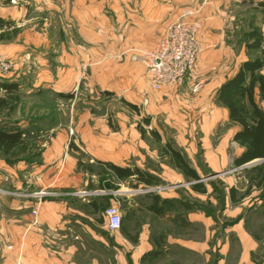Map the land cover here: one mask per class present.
I'll use <instances>...</instances> for the list:
<instances>
[{
	"label": "rangeland",
	"instance_id": "rangeland-1",
	"mask_svg": "<svg viewBox=\"0 0 264 264\" xmlns=\"http://www.w3.org/2000/svg\"><path fill=\"white\" fill-rule=\"evenodd\" d=\"M258 1L260 0H220L218 4L230 18L225 26V40L230 47V55L223 60L225 65L221 67L223 74L230 73L238 62L259 54L256 51L248 53L245 47L249 30L252 27L262 26ZM202 3L205 2L191 5L200 9ZM45 20L46 18H39L38 23L42 24ZM20 31V27H14L10 34L16 38ZM38 47L48 59L47 68L44 69H48L47 71L52 75L59 67L62 70L65 62L61 59V66L58 60L56 61L58 58L56 56L59 54L63 58L68 54L70 46ZM86 47H93V50L86 48L84 52L87 59L93 62L99 60L105 53L103 50L95 49L98 46ZM12 63L13 72L18 75L16 81L21 88V98L17 103V109L13 112H4L0 121L18 127L23 126L22 128L28 127L39 135L29 138L30 151L21 154L23 157L33 158V162L26 163L24 169L18 167L12 174L10 167H17L23 161L9 165L0 155V245L2 248L5 237L17 233V229L23 225L32 234H42L46 245L51 249L55 247L61 253H65L69 246L79 247L83 244L74 240L72 235L81 233L86 236L85 239L91 249L87 247L86 251L82 252V260L78 262L85 260L91 262L93 259L98 264H121V260L116 257L117 251L124 253V264H128L130 260L135 262L140 252L138 250L140 245L147 246L138 243L137 239L148 236L154 247L159 245L156 238H161V245L165 251L154 264H264V180L261 183V178L250 169L262 165L264 160L260 159L251 166L241 168L234 165L239 147L231 138L235 126L232 121L226 120L225 116L220 114L216 124L211 125L209 130L206 127L209 124H205L204 128V124H201L197 117L192 123H178L165 114L164 110L161 111L162 109H158L156 114H149L144 104L135 105L115 93L102 91L92 75V71L98 69L96 65L89 67L79 64L76 68L80 78L76 87L64 92L73 94V97H61L51 87L41 83L42 68H39L37 63L29 58L22 60L18 58V61ZM218 70H220L219 66ZM198 85L201 86V82L196 83L194 87ZM0 94L5 95V91H0ZM191 95H194L192 89ZM188 101L190 98L185 96L178 103L187 106ZM217 101L215 103L219 105ZM260 106L264 108V101H260ZM96 120L99 123L101 120L108 122L114 133H120V130L126 126L139 129L141 126L145 130L143 133L140 130L144 144L141 147L143 156L141 165L144 171L156 172V176L160 178L159 183L153 185H146L138 179L131 178L121 183L119 190H111L101 188L102 166L94 163L91 168L93 174L88 173V184L84 185L86 190L79 192L82 196L94 200L101 195H117L118 191H124L125 194H120L124 195V200H121L120 204L114 202L110 205L120 209L122 218L134 204L137 213L129 223L128 230L130 235L136 236L137 239H131L123 250H117L113 238L121 233L112 232L108 225L106 226L108 217L105 212L109 207L103 211L104 213L92 209L93 223L89 231H84L74 224L75 222L71 226L61 228H53L43 223L37 225V228L30 227V213L33 215V211L41 210L46 200L59 201L67 205L71 191L68 185L42 187L37 174L34 173L36 170L34 166L42 163L44 153L58 133H65L63 130H68L66 154L69 152L72 157L84 162V165L90 168L91 165L87 161L88 154L84 148L79 147L81 135L85 132L81 131V128ZM168 143L185 154L191 165L198 166L201 170V182L205 184L207 192L198 199L191 192L195 181H189L186 176L178 174L168 155L165 154L164 150ZM189 148H192L191 152H187ZM245 167H248L249 171L245 172L243 170ZM172 168L176 171L171 172ZM163 171H166V176ZM231 188L237 191V203H234L230 197ZM176 193L193 205L195 212L187 219L188 222L184 221V213L181 221L180 215L176 212L169 213L166 217L154 216L148 212L150 196L153 197L155 194L169 196ZM38 194L42 195L38 196ZM136 194H140L141 198L135 204L133 197ZM77 206L80 207L81 204ZM103 214L106 216L105 219ZM102 218L103 221H100ZM94 236H103L107 244L104 239L101 241ZM175 239L188 241V244L178 243Z\"/></svg>",
	"mask_w": 264,
	"mask_h": 264
},
{
	"label": "crops",
	"instance_id": "crops-1",
	"mask_svg": "<svg viewBox=\"0 0 264 264\" xmlns=\"http://www.w3.org/2000/svg\"><path fill=\"white\" fill-rule=\"evenodd\" d=\"M196 2L205 3L197 9L191 5ZM219 2L220 0H0V18L5 21V24L0 26V55L11 62L18 61V58L20 60L29 58L37 63V66L42 68L41 83L51 87L57 93L69 92L76 87L80 78L77 70L79 64L89 67L96 65L98 69L93 70L92 75L102 91L115 93L135 105L144 104L149 114H156L158 109H162L161 111L164 110L165 114L178 123H192L197 117L199 122L204 124V128L205 124H209L206 127L210 130L209 127L216 124L220 114L231 121L229 110L218 100V90L223 83L234 76L241 63V61L238 62L230 73H222L221 67L225 66L223 60L230 55V47L225 40V26L230 18L220 9ZM189 10H194V14L187 19L197 20L202 24L198 35L201 52L196 67L192 75L183 83L169 85L161 91L154 90L146 75L145 65L140 61H133L132 55L138 51L153 49L167 26L179 19L183 12ZM39 18H46V20L39 24ZM14 27L21 28L16 38L10 34ZM38 46H70L68 54L63 56L64 59L59 54L56 56L58 64H61L62 60L66 63L64 66L61 64L62 70L59 67L52 75L50 71H47L48 69H44L48 59ZM86 46H98L95 49L103 50L105 53L99 60L93 62L87 59L84 53L87 49L93 50V47ZM13 67L7 73L0 69V82L6 80L18 82L16 81L18 75L14 74ZM198 82H201V86L196 91L193 87ZM191 89L194 95H191ZM185 96L190 98L187 106L178 103ZM216 100L219 105L215 103ZM234 125L231 138L239 147V153L236 156L239 157L243 148L234 141V135L240 126L237 123ZM84 126L81 128V131L85 132L81 135L79 147L84 148L88 154L87 161L91 165L90 168H87L84 162H79L77 158L72 157L69 152L66 154L68 130H63L65 133H58L44 153L42 163L34 166L36 168L34 173L37 174L42 187L68 185L72 191H70L67 205L49 200L42 204L36 217L38 226L43 223L53 228H61L71 226L75 222L74 224L84 231L92 229V198H86L79 192L86 190L84 185L88 184V173L93 174L91 167L94 163L100 165L99 162H111L123 168L138 167L143 170L141 147L144 144L139 128L126 126L120 130V133H114L108 122L102 120L100 123L96 120ZM191 151L192 148L187 150V152ZM222 156L225 157L223 154ZM25 164L21 162L17 167L11 166V173L14 174L18 167L24 169ZM191 167L201 175L198 166L191 165ZM176 169L178 174L185 176L178 168ZM176 169L172 168L170 171L173 172ZM163 173L167 175L166 171ZM131 178L137 179V176L133 175L118 181L117 190L120 189L121 183ZM132 188L135 187L132 186ZM191 192L197 199L204 194L193 189ZM120 194L125 192L118 191L117 195H106L110 197L111 204L114 202L120 204L121 200H124V195ZM156 196H159L158 201ZM140 198V194H136L133 197L134 203L139 202ZM167 200L171 204L167 206L164 213H158L157 208H160L163 201ZM77 204L81 206L78 207ZM188 204L189 201L184 200L178 193L169 196L155 194L148 198L147 210L159 217H166L169 213L176 212L180 215L181 221H183L184 213V221L188 222L187 219L195 212L193 208L188 207ZM129 213H131V219L123 221L125 228L127 225V234H124L121 229L114 231L121 233L113 237L117 250H123L125 244L131 239H137L136 236H131L128 230L129 223L133 221L137 213L134 204L124 218ZM29 216L30 227L37 228L38 226L33 224V215L30 213ZM96 237L101 241L104 239L103 236ZM96 237L94 236L95 239ZM72 238L83 244L79 242V247L69 246L65 253H61L55 247L51 249L47 246L42 234H32L21 225L17 233L5 237L4 248L0 245V264H98L93 259L91 262L86 260L78 262L82 260V252L86 251L87 247L90 248V245L85 239L86 236L81 233L72 235ZM137 240L138 243L147 244V246L140 245L138 249L140 252L135 262L130 260L128 264H144L142 257L151 251L159 250L161 253L154 261L147 260L145 264H154L163 256L165 251L161 245V238H156L159 244L156 247L148 236H141ZM175 241L188 244V241L182 239H175ZM117 252V259L124 264V253Z\"/></svg>",
	"mask_w": 264,
	"mask_h": 264
},
{
	"label": "trees",
	"instance_id": "trees-1",
	"mask_svg": "<svg viewBox=\"0 0 264 264\" xmlns=\"http://www.w3.org/2000/svg\"><path fill=\"white\" fill-rule=\"evenodd\" d=\"M257 6L261 10L262 26L252 27L249 30L245 47L248 53L256 51L259 54L241 62L234 76L223 83L218 90V100L229 110L230 120L240 126L234 135V141L243 148L242 154L234 159V165L237 168L244 167L255 159L264 160V110L260 106V101H264V0L258 1ZM4 24L5 21L0 18V26ZM0 89L5 91V95H0L1 118L4 112H13L17 109V103L21 98V88L18 82L6 80L0 82ZM59 96L72 98L73 94L59 93ZM147 122L149 123V120ZM140 130L142 133L145 132L141 126ZM37 135L39 133L35 134V131L33 132L28 127L22 128L0 121V155L9 165H14L19 161L32 163L33 158H26L21 154L30 151L29 138H34ZM164 151L174 167L178 168L189 181H195L192 185L193 190L207 192L205 184L201 182L202 176L191 167L185 154L170 143L166 144ZM99 164L102 166L100 173L103 175L102 189L117 190L118 181L133 175H136L137 179L146 185H153L160 181V178L155 174L138 167L123 168L111 162H99ZM250 169L256 172V176L260 177L261 183H263L264 162L262 165L253 166ZM243 170L247 172L249 168L245 167ZM230 197L234 203L238 202L235 188L230 189ZM158 200L159 196H156V201ZM163 202L162 206L157 208V212L160 214L164 213L167 206L171 204L168 200ZM110 205V197L107 195L91 200V206L95 212L104 211ZM188 207L191 209L193 205L189 202ZM131 217V213H129L126 218H122L121 231L124 234H127V225L125 228L123 221H129ZM100 221H103V218ZM160 253L159 250L148 252L142 257V262L145 264L147 260L154 261Z\"/></svg>",
	"mask_w": 264,
	"mask_h": 264
},
{
	"label": "built area",
	"instance_id": "built-area-1",
	"mask_svg": "<svg viewBox=\"0 0 264 264\" xmlns=\"http://www.w3.org/2000/svg\"><path fill=\"white\" fill-rule=\"evenodd\" d=\"M194 14V10L183 12L181 17L169 24L157 43L147 51L136 52L132 55L133 61H140L146 67V74L150 86L161 91L169 85H178L184 82L188 75L194 71L201 45L198 41L201 22L187 19ZM12 62L0 55V69L7 73L12 70ZM196 86L195 90H199ZM42 194H38L41 196ZM38 211H33L34 225H38ZM108 228L110 231H118L122 226V215L117 206L107 209Z\"/></svg>",
	"mask_w": 264,
	"mask_h": 264
},
{
	"label": "water",
	"instance_id": "water-1",
	"mask_svg": "<svg viewBox=\"0 0 264 264\" xmlns=\"http://www.w3.org/2000/svg\"><path fill=\"white\" fill-rule=\"evenodd\" d=\"M257 161H260V159L254 160L253 162H250V163L246 164L245 166L253 165V164H255Z\"/></svg>",
	"mask_w": 264,
	"mask_h": 264
}]
</instances>
